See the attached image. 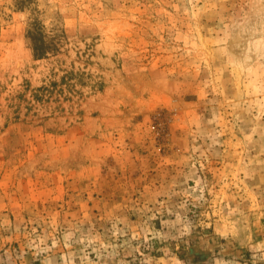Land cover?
Wrapping results in <instances>:
<instances>
[{
	"label": "rangeland",
	"instance_id": "1",
	"mask_svg": "<svg viewBox=\"0 0 264 264\" xmlns=\"http://www.w3.org/2000/svg\"><path fill=\"white\" fill-rule=\"evenodd\" d=\"M0 264H264V0H0Z\"/></svg>",
	"mask_w": 264,
	"mask_h": 264
}]
</instances>
